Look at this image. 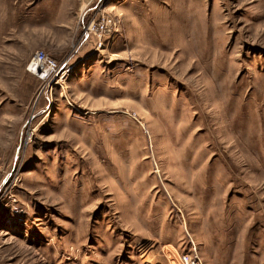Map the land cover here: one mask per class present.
<instances>
[{
    "label": "rangeland",
    "instance_id": "1",
    "mask_svg": "<svg viewBox=\"0 0 264 264\" xmlns=\"http://www.w3.org/2000/svg\"><path fill=\"white\" fill-rule=\"evenodd\" d=\"M108 3L0 0V264H264V0Z\"/></svg>",
    "mask_w": 264,
    "mask_h": 264
},
{
    "label": "built area",
    "instance_id": "2",
    "mask_svg": "<svg viewBox=\"0 0 264 264\" xmlns=\"http://www.w3.org/2000/svg\"><path fill=\"white\" fill-rule=\"evenodd\" d=\"M108 2L109 0H83L84 13H81V16L86 18L83 35L97 51L105 49L119 30V20L105 13V9L109 7ZM25 70L44 81L57 77L61 68L56 60L43 51H36L26 64ZM62 72L64 74L66 71L63 69ZM179 264H202V262L196 255L182 254L179 256Z\"/></svg>",
    "mask_w": 264,
    "mask_h": 264
},
{
    "label": "bare ground",
    "instance_id": "3",
    "mask_svg": "<svg viewBox=\"0 0 264 264\" xmlns=\"http://www.w3.org/2000/svg\"><path fill=\"white\" fill-rule=\"evenodd\" d=\"M174 263V262H173Z\"/></svg>",
    "mask_w": 264,
    "mask_h": 264
}]
</instances>
